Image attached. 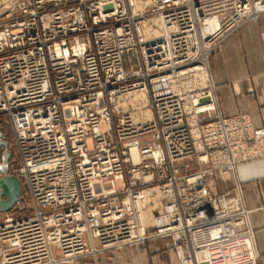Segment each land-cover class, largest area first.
I'll use <instances>...</instances> for the list:
<instances>
[{"label":"built area","instance_id":"2783aa9c","mask_svg":"<svg viewBox=\"0 0 264 264\" xmlns=\"http://www.w3.org/2000/svg\"><path fill=\"white\" fill-rule=\"evenodd\" d=\"M33 2L34 11L32 3L21 4L23 24L0 26V112L12 117L26 162L20 172L35 203L31 215L0 223V264H76L100 251L97 242L108 249L157 238L170 239L179 264H258L242 191L219 181L264 158V129L244 114H218L209 123L217 103L205 63L211 48L256 18L264 2L119 0L113 13L100 7L96 18L126 21L119 40L106 31L109 43L77 38L71 46L70 32H94L89 12L76 8L80 25L70 29L64 18L71 12ZM146 7L156 15L139 22ZM135 36L147 41V68L165 72L152 77L144 70V81L129 86L139 70L126 72L124 58L137 51ZM179 36L192 44L183 57ZM198 52L202 63L180 71ZM147 111L150 118H135ZM143 210L154 222L142 224Z\"/></svg>","mask_w":264,"mask_h":264},{"label":"rangeland","instance_id":"374dc122","mask_svg":"<svg viewBox=\"0 0 264 264\" xmlns=\"http://www.w3.org/2000/svg\"><path fill=\"white\" fill-rule=\"evenodd\" d=\"M3 0H0V26H12L13 24L18 25L19 24H23L27 19L26 17V13L25 10L21 7L22 3H26L27 5L29 3H32L33 8L30 11H34V9L36 8V4L33 2V0H14L11 2H7V3H3ZM36 1V0H35ZM119 0H87L86 4H83L82 0H49V2L47 3V5L45 6L44 10H50L51 12H55L56 10L59 12H71V15L68 17H65V25L68 26L70 29H74L76 27H78L80 25V20L73 14V12L75 11L76 8H78L79 6H83L82 8L86 11L89 12L88 14V18H87V27L88 28H92L94 29L93 33H90L88 30L85 31H79L77 33H73L70 32L69 34H67L65 36L66 41L69 43V45H73L74 42L76 41L77 38H79L80 40H89L92 41L93 43H109V36H106L104 33L106 31H109L111 33H113V35H115L117 37V39L119 40V35L117 34V29L119 26L121 25H125L126 21H118L115 17H111L108 18L105 21H101V22H96V18L97 17H101V14L99 13V11H101L100 7L103 8V10L107 11L105 13H113L114 9H115V2H118ZM140 1H148V0H140ZM257 0H249V2H251L252 5L255 4ZM262 2H264V0H260ZM29 7H31L30 5H28ZM94 6V8L92 9V11L89 10L90 7ZM185 9L180 10L184 11ZM142 12V11H141ZM145 12V13H144ZM144 12L138 15L139 18V22L140 20L143 19V17L145 18H149L151 19L154 15H156V12H154V10H152V8H148L146 7V9H144ZM264 12V10L260 11L258 13V15L256 16V18H246V22L244 24H242L241 27H239L237 30H235L234 32H232L231 34L227 35V37L222 41V43L213 46L211 48V50L209 51V55H208V60L206 61V65L208 64V70H209V74H210V79L214 84V98L216 100L217 103V109L216 112L214 114V116L211 118L209 117V123L213 124L212 122L215 120L216 115L220 114L223 117H232V116H238V114H244L246 116H249L251 122L252 119L250 117V115L247 112L244 111H238L234 114L231 115H224L221 111L220 108V96L218 97L217 95V88H216V84L211 76L210 73V63L212 64V59L213 56L216 55L220 49L222 48L224 42L231 37L233 34L237 33L243 26H245L248 22L251 21H256L260 15V13ZM57 26H61V24H58ZM99 33H102L99 34ZM136 37V36H135ZM136 39L139 41V47L137 49V51H135V48H131L130 50H128V52H126V56L124 58V60H126L125 64H124V69L126 72L131 73L135 70H139L136 71V73L132 74V77L130 78L129 82H125L127 83V85L129 86H136L137 83L143 82L145 79V77L143 76V72L144 70L151 73L152 77H157L159 73L161 72H165V69L163 70H159L157 68H152V69H148L146 64H145V59H146V55L144 54L145 52L143 51L144 46L146 45L147 41L145 40H141L140 36H137ZM158 37L150 40L149 42L152 43L153 41H157ZM163 39L166 40V37H163ZM179 41V46L180 49L177 51V57H183L188 55V53L192 52V44L187 41L185 38L179 36L178 37ZM262 39L264 41V33H262ZM58 41H60L61 43V38L58 39ZM201 55L202 52H198L196 57H194L192 60H190V58H186L184 59V63H182L180 66H177L178 68H180V71L183 70H189L192 69V67H195L197 65H200L201 62ZM128 57V58H126ZM156 60L152 61L151 63L155 62ZM140 72V73H138ZM147 82V81H146ZM235 84V83H234ZM233 84V85H234ZM100 90V89H98ZM193 90L195 91H200L199 90V86L195 85ZM80 92L82 93L81 95L84 94H88L86 91L84 90H80ZM68 102V101H65ZM132 111H136V107H132L131 108ZM149 109L151 110V105L149 106ZM122 117H120L119 115L116 116V119L120 120ZM253 125V122H252ZM253 127L255 129H264V127H255L253 125ZM0 131L3 134V140L7 141L9 143L8 148L11 151V157L9 159V173L13 174L15 176L18 177V179L20 180L21 183V195L19 200L16 202L14 208L8 212H0V223H3L4 220L6 219L7 216H13V217H18V218H23V217H27L29 215H31L32 213H34L35 211V203L33 200V197L31 195L30 189H29V185L27 184V180L26 178L21 174L20 169L23 166V164H25V160L22 159V155H21V149L20 146L18 145L17 142V137H16V129L14 127L13 124V120L11 115L8 112H0ZM31 147L36 146V143L31 142L30 144ZM5 147L4 146H0V162H2L3 160V153L5 151ZM240 166L232 169L228 176L226 177V179L220 180L219 181V185L222 186L223 189H230V190H234L235 188H237L239 186V188L242 191V183L248 181L249 179L247 178H242L239 177L238 180H234V175H232L234 172L239 171ZM3 174L0 172V177ZM247 209H249L247 207ZM250 211V209H249ZM255 231V236H256V230ZM153 240L155 239H149L146 240L144 242H138V243H134V244H130V245H134L132 246V248L130 249L129 247H126L125 249H121L123 247H119V248H108V249H103L101 247V245L99 244V242H97V247L100 250L98 253L96 254H91L88 253L85 256H91V257H96L97 255H101V253H103L104 251H117L116 253H111L109 252V255H137V254H150L152 251L153 247H150L149 245L153 242ZM137 244H139V246H137ZM129 246V245H126ZM136 246V247H135ZM131 247V246H130ZM134 248V250H133ZM171 250L173 251V253L176 255L174 249H172V247L170 246ZM258 249V248H257ZM57 254V251H55ZM259 252V250H258ZM104 254V253H103ZM56 257L61 258V255H55ZM84 257V256H82ZM262 257V254L259 252V257H258V264H259V258ZM80 258V257H79ZM78 258V259H79ZM77 264V262H76Z\"/></svg>","mask_w":264,"mask_h":264},{"label":"crops","instance_id":"0c3cea01","mask_svg":"<svg viewBox=\"0 0 264 264\" xmlns=\"http://www.w3.org/2000/svg\"><path fill=\"white\" fill-rule=\"evenodd\" d=\"M264 12L256 21L248 22L229 37L213 56L210 73L220 98L224 115L247 112L255 127H264ZM235 83V84H234ZM234 84V85H233ZM234 180L247 178L242 183V197L250 209V219L256 230L255 242L264 264V160L243 165L234 172ZM131 246V247H130ZM134 245L125 246L121 249ZM139 246V244H137ZM149 254L109 255L104 251L95 258L80 257L77 264H179L171 250L169 238H157L149 245ZM136 247V246H135ZM134 250V248H133Z\"/></svg>","mask_w":264,"mask_h":264},{"label":"water","instance_id":"95a60500","mask_svg":"<svg viewBox=\"0 0 264 264\" xmlns=\"http://www.w3.org/2000/svg\"><path fill=\"white\" fill-rule=\"evenodd\" d=\"M9 143L3 140V134L0 131V146L6 149L3 153V161L0 162V212L12 210L21 195V183L17 176L9 173V159L11 151L8 148Z\"/></svg>","mask_w":264,"mask_h":264},{"label":"bare ground","instance_id":"6f19581e","mask_svg":"<svg viewBox=\"0 0 264 264\" xmlns=\"http://www.w3.org/2000/svg\"><path fill=\"white\" fill-rule=\"evenodd\" d=\"M257 9H258V10L260 9V11H261V9H264V7H261V5H258V6H257ZM216 23H217V22H216ZM216 23H215V24H216ZM155 34H160V33H155ZM77 52H79V50H77ZM139 96L142 97V98H144V93H141ZM151 116H152V114H151L150 112H148V111H147V112H137V113L135 114V118H136L137 120L148 119V118H150ZM134 156H135L136 158H138V152H137V150H136V147H134ZM261 160H264V158H262V159H256V160H253L252 162H246V163H243V164L240 165V168H241L243 165L250 164V163H255V162H258V161H261ZM147 196H148V194L145 193V194H144V197H143L142 199H140L139 203H140V204H144V200L146 199ZM150 212H151V211H145V212H144V210L142 211V213H141L142 224H144V225H148V224H151L152 222H154V218H153V216L151 215ZM249 216H250V213H249ZM72 264H74V262H73Z\"/></svg>","mask_w":264,"mask_h":264}]
</instances>
